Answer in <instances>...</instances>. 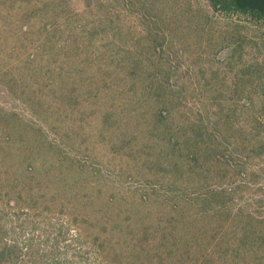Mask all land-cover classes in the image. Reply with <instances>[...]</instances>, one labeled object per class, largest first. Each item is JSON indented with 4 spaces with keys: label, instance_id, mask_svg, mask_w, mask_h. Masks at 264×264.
<instances>
[{
    "label": "rangeland",
    "instance_id": "rangeland-1",
    "mask_svg": "<svg viewBox=\"0 0 264 264\" xmlns=\"http://www.w3.org/2000/svg\"><path fill=\"white\" fill-rule=\"evenodd\" d=\"M206 5L0 0V264H264V21Z\"/></svg>",
    "mask_w": 264,
    "mask_h": 264
},
{
    "label": "trees",
    "instance_id": "trees-1",
    "mask_svg": "<svg viewBox=\"0 0 264 264\" xmlns=\"http://www.w3.org/2000/svg\"><path fill=\"white\" fill-rule=\"evenodd\" d=\"M207 13L211 19L227 18L231 16H242L251 23L264 21V0H205ZM126 14H132L142 22H147L154 15L152 5H132L121 6ZM255 91L256 86H250V91ZM261 102H258V113L264 112V96L259 93ZM261 143V142H260ZM263 144V143H262Z\"/></svg>",
    "mask_w": 264,
    "mask_h": 264
}]
</instances>
